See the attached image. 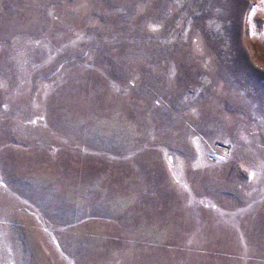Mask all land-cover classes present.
I'll return each mask as SVG.
<instances>
[{"label":"rangeland","instance_id":"374dc122","mask_svg":"<svg viewBox=\"0 0 264 264\" xmlns=\"http://www.w3.org/2000/svg\"><path fill=\"white\" fill-rule=\"evenodd\" d=\"M0 264H264V0H0Z\"/></svg>","mask_w":264,"mask_h":264}]
</instances>
